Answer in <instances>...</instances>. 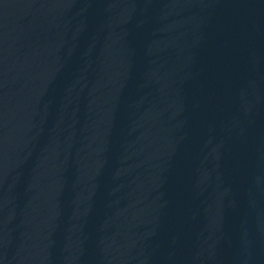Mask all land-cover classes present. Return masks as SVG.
I'll use <instances>...</instances> for the list:
<instances>
[{"label": "water", "instance_id": "water-1", "mask_svg": "<svg viewBox=\"0 0 264 264\" xmlns=\"http://www.w3.org/2000/svg\"><path fill=\"white\" fill-rule=\"evenodd\" d=\"M0 264H264V0H0Z\"/></svg>", "mask_w": 264, "mask_h": 264}]
</instances>
